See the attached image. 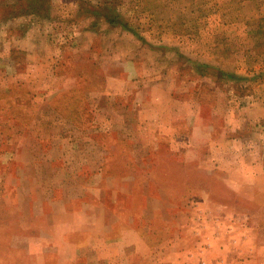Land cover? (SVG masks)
I'll return each instance as SVG.
<instances>
[{"label": "rangeland", "instance_id": "374dc122", "mask_svg": "<svg viewBox=\"0 0 264 264\" xmlns=\"http://www.w3.org/2000/svg\"><path fill=\"white\" fill-rule=\"evenodd\" d=\"M257 163L264 0H0V264H264Z\"/></svg>", "mask_w": 264, "mask_h": 264}, {"label": "crops", "instance_id": "0c3cea01", "mask_svg": "<svg viewBox=\"0 0 264 264\" xmlns=\"http://www.w3.org/2000/svg\"><path fill=\"white\" fill-rule=\"evenodd\" d=\"M146 123V122H145ZM226 129H224L225 131ZM229 154H225V157H228ZM259 156V154H258ZM259 160V159H258ZM221 169V167H220ZM234 173H238V171H236V166H233L232 167ZM250 169H253L251 170V173H256L254 175H252V181H251V188L254 189V190H260L262 193H264V180H260L261 178V174L264 175V164H260V163H257L255 165H251L250 166ZM226 171H228L226 169ZM241 179V178H240ZM227 184V187L229 188H232V189H240V188H244L242 187L241 183H242V180H233L232 182H226ZM260 195L258 194V197ZM51 246L55 247L56 249V253L59 255V259H63L65 257V254H66V249H70L72 250L75 246H73L70 242H66L65 239H61L60 242H57V243H54L52 244ZM256 246L258 247L259 249V246L256 245V244H253L252 245V251L253 253L255 251H258V249L256 250ZM45 251V250H44ZM43 251V252H44ZM244 249L241 251V253H244Z\"/></svg>", "mask_w": 264, "mask_h": 264}, {"label": "trees", "instance_id": "16d2710c", "mask_svg": "<svg viewBox=\"0 0 264 264\" xmlns=\"http://www.w3.org/2000/svg\"><path fill=\"white\" fill-rule=\"evenodd\" d=\"M226 76L228 77V76H229V74H226Z\"/></svg>", "mask_w": 264, "mask_h": 264}]
</instances>
